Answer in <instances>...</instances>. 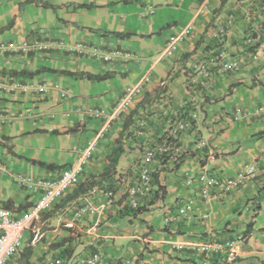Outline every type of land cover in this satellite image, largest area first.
Segmentation results:
<instances>
[{"label":"crops","instance_id":"crops-1","mask_svg":"<svg viewBox=\"0 0 264 264\" xmlns=\"http://www.w3.org/2000/svg\"><path fill=\"white\" fill-rule=\"evenodd\" d=\"M263 2L0 0V29L12 21L0 31V70L43 66L108 76L93 80L52 71L33 77L0 74V85L59 83L69 93L61 98L52 88L39 94L0 87V200L28 209L39 192L20 185L14 174L55 178L103 130L79 183L38 215L7 264H47L65 247L71 254L64 264H76L96 250L102 264H264V112L259 111L264 108V48L252 61V48L244 42L259 22ZM187 25L190 32L173 56H163L167 38ZM24 39L48 43L50 49L23 54L7 49L9 42ZM93 47L119 55L104 61L93 55ZM217 52L237 58L240 66L214 75L202 89L194 83L199 78L196 64ZM145 75L149 79L142 94L120 116L101 120L87 115L93 106L112 111L126 89ZM237 107L244 114L232 120ZM192 110L197 120L174 139L180 152L156 154L151 161L153 192L135 212L122 201L119 176L133 174L145 150L164 145L170 119ZM140 123L146 134L137 133ZM201 138L206 145L196 148ZM116 151V163L102 177ZM249 164L257 170L254 176L208 202L200 199L197 182L186 183L187 176L195 178L201 171L230 179ZM107 180L112 198L91 192L97 186L91 182ZM84 198L95 211L68 225L73 208ZM189 198L195 199L193 210L179 216L177 207ZM230 239H237L230 263L222 253L207 255L196 248L206 240ZM24 248L30 250L27 258L21 257Z\"/></svg>","mask_w":264,"mask_h":264},{"label":"built area","instance_id":"built-area-1","mask_svg":"<svg viewBox=\"0 0 264 264\" xmlns=\"http://www.w3.org/2000/svg\"><path fill=\"white\" fill-rule=\"evenodd\" d=\"M259 15V22L252 26L244 39V42L252 48L250 54L252 61L258 59L260 49L264 48V2ZM191 27V25H187L179 33L170 35L167 38L163 56H173L178 44L188 35ZM7 49L11 52L23 54L34 50H48L50 49V44L36 39H24L18 43L9 42L7 44ZM78 51L83 53L84 46L80 45ZM92 53L95 57L104 61H109L112 55H119V51L110 53L103 51V49L99 47H93ZM196 66L199 72V78L194 80V83L204 89L208 87L214 75L234 71L239 68L240 63L235 57H230L224 52H217L206 59L198 61ZM148 79L149 77L145 75L140 82L132 87H128L119 97L112 111L108 112L101 106H93L87 108V115L91 118L101 120L105 118L113 119L120 116L142 94L143 83ZM0 87L8 91L17 90L25 92L29 90L39 94H46L52 88L58 92L61 98H67L69 96L68 91L62 88L59 83H54L51 87L44 82L33 84L29 82L11 81L1 84ZM259 111L264 112V108H259ZM243 114L244 111L237 107L231 112L230 118L232 120H237L242 117ZM197 117L198 113L192 110L189 112L187 111L186 114L170 119L165 130L166 137L163 143L164 145L145 150L138 162L136 171L133 174L119 176L118 180L122 189L121 196L124 205L130 209H137L140 207L141 201L153 192L154 177L153 169L150 166L151 161L156 154H163L168 151H171L173 154H178L180 152V146L175 142V137L178 133L190 129L192 124L197 120ZM140 125L137 133L141 135L146 134V131L142 128L143 123H140ZM102 135L103 130H100L92 140L87 142L85 147L80 149L75 161L70 166L63 168L60 174L55 178L31 177L23 174L14 176V180L19 184L38 191L39 197L28 209L19 213L0 206V264H7V262L19 252L24 232L31 228L32 222L38 215L51 208V206L58 199L62 198L71 187L79 183L80 177ZM205 145L206 140L203 138L196 142V148ZM256 171L255 166L249 164L244 166L241 171L237 172V174L230 179L201 171L195 178L187 176L186 183L192 184L193 182H197L199 184L198 194L200 199L203 202H208L222 193H228L239 188L245 183L246 179L254 176ZM91 192H99L106 198H112L114 196V190L107 187L106 184L94 186L91 188ZM194 204V198L184 200L183 203L177 207L178 215L185 216L189 214L193 210ZM94 211L95 207L89 199L84 198L81 203L73 208L68 225H73L84 216ZM196 248L207 255L222 253L225 255L226 262L230 263L236 256L237 239L226 241L206 240L198 244ZM101 257V252L96 250L85 258L76 261V264H102ZM47 264H64V261L60 257H54Z\"/></svg>","mask_w":264,"mask_h":264},{"label":"trees","instance_id":"trees-1","mask_svg":"<svg viewBox=\"0 0 264 264\" xmlns=\"http://www.w3.org/2000/svg\"><path fill=\"white\" fill-rule=\"evenodd\" d=\"M41 4L44 6V7H49V8H52L54 9L56 6L54 5H51V4H48L46 2H41ZM76 7H92L91 4L89 5H85V4H77L75 5ZM12 24V21H10L5 28L9 27L10 25ZM5 28H2L0 29V31H2L3 29ZM43 71H52V72H58V73H62V74H66V75H69L73 78H82V77H85L87 79H93V80H103V79H106L108 76L107 75H99V74H92V73H89V72H84V71H68V70H57V69H53V68H46V67H39L38 69L34 70V71H27V70H20V71H16V70H0V74L1 75H6V74H10L12 76H27V77H33L34 75H37L39 74L40 72H43ZM118 155H119V152H114L113 155L111 156L110 158V162H109V165L106 167V170L102 173V177H105L107 176L108 174V171L110 170V168H113L114 164L116 163L117 161V158H118ZM33 163H38L40 165H43V166H46V167H49V168H55V166L53 164H48V165H45L44 163L42 162H37L35 160H31ZM106 186L109 187L108 183L109 181L107 180L106 181ZM97 183V186H100V182H91L90 184L92 185ZM111 188V187H109ZM112 189V188H111ZM0 206L1 207H4L6 209H9V210H12V211H20V210H23L25 211L27 209V206L24 205V204H20V205H17L15 206L14 203L11 201V200H0ZM134 210L135 212L139 211L140 210V207H138L137 209H132ZM246 232H250V229L248 228L246 230ZM30 254V250L28 248H24V250L21 252V257L22 258H27ZM71 254V250L69 249V247H65L63 248L60 253H59V256L60 258L64 259L66 257H69Z\"/></svg>","mask_w":264,"mask_h":264},{"label":"rangeland","instance_id":"rangeland-1","mask_svg":"<svg viewBox=\"0 0 264 264\" xmlns=\"http://www.w3.org/2000/svg\"><path fill=\"white\" fill-rule=\"evenodd\" d=\"M21 174V173H20ZM14 175H18V173H15ZM14 177V176H13ZM21 185V184H20ZM22 186H24V185H22ZM26 233V232H25Z\"/></svg>","mask_w":264,"mask_h":264}]
</instances>
